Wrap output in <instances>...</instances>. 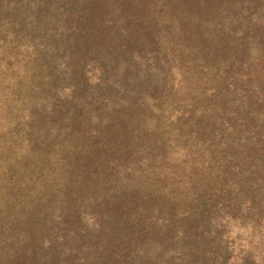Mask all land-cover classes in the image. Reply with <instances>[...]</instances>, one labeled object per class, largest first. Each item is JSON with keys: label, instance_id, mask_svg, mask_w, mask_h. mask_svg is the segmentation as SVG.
I'll return each instance as SVG.
<instances>
[{"label": "rangeland", "instance_id": "374dc122", "mask_svg": "<svg viewBox=\"0 0 264 264\" xmlns=\"http://www.w3.org/2000/svg\"><path fill=\"white\" fill-rule=\"evenodd\" d=\"M0 264H264V0H0Z\"/></svg>", "mask_w": 264, "mask_h": 264}]
</instances>
